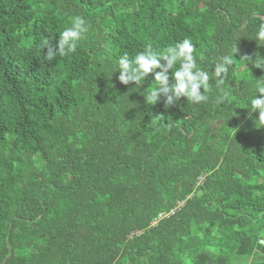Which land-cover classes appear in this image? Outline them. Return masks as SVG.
<instances>
[{"label":"trees","instance_id":"obj_1","mask_svg":"<svg viewBox=\"0 0 264 264\" xmlns=\"http://www.w3.org/2000/svg\"><path fill=\"white\" fill-rule=\"evenodd\" d=\"M77 15L86 39L47 60ZM261 23L264 0H0V264H264V69L241 60ZM184 39L210 75L237 45L206 102L119 81L120 56Z\"/></svg>","mask_w":264,"mask_h":264},{"label":"clouds","instance_id":"obj_2","mask_svg":"<svg viewBox=\"0 0 264 264\" xmlns=\"http://www.w3.org/2000/svg\"><path fill=\"white\" fill-rule=\"evenodd\" d=\"M89 29L90 25L82 16H73L70 27L60 34L54 44L48 40L44 41L45 58L51 61L58 56L74 53L77 45L86 39ZM253 40L264 46V23L259 25ZM237 53L236 45L219 58L210 75L199 66L192 40L184 39L168 46L162 52L148 47L134 56L125 53L116 61L115 73H119V81L122 84L134 83L137 86L143 85L150 75L154 76L156 87L144 94L148 105H154L162 100L165 107H173L181 98L199 104L208 100L207 92L212 86L210 83L212 76L215 77L217 88L224 85L233 65V57H236ZM241 60L246 61V65L252 64L255 68L264 69V57L259 54L254 60L247 56ZM255 92L256 95L251 98L248 109L250 113H258L256 127L259 125L260 128H264V78L256 79Z\"/></svg>","mask_w":264,"mask_h":264},{"label":"rangeland","instance_id":"obj_3","mask_svg":"<svg viewBox=\"0 0 264 264\" xmlns=\"http://www.w3.org/2000/svg\"><path fill=\"white\" fill-rule=\"evenodd\" d=\"M263 260L261 255L253 256V257H246V258H239L233 261L234 264H256Z\"/></svg>","mask_w":264,"mask_h":264},{"label":"built area","instance_id":"obj_4","mask_svg":"<svg viewBox=\"0 0 264 264\" xmlns=\"http://www.w3.org/2000/svg\"><path fill=\"white\" fill-rule=\"evenodd\" d=\"M173 213V212H172ZM165 216H167V215H165Z\"/></svg>","mask_w":264,"mask_h":264}]
</instances>
